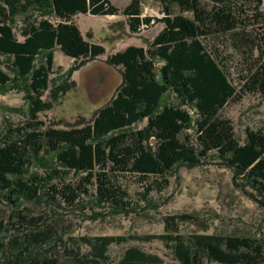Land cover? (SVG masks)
Instances as JSON below:
<instances>
[{
  "label": "trees",
  "instance_id": "trees-1",
  "mask_svg": "<svg viewBox=\"0 0 264 264\" xmlns=\"http://www.w3.org/2000/svg\"><path fill=\"white\" fill-rule=\"evenodd\" d=\"M163 1L168 5L166 15L158 19L143 17L142 0H130L122 11L130 32L150 28L155 21L163 23L162 31L148 49L131 45L111 55L108 63L123 69L114 97L90 121L59 128L58 122L47 125L40 119L73 86L70 80L51 78L55 49L75 61H93L105 54L104 46L85 39L73 18L112 16L119 10L111 0H0V56L6 58L10 70L3 68L0 59V92L20 89L28 107V121L7 126L0 136V212L7 203L17 213L9 225L0 220V234L16 231L17 224L30 230L23 238L19 233L0 238V264H61L58 245L52 243L66 227L49 212L38 216L16 210L24 204L79 214L94 211L96 206L133 209L128 190L113 180L115 175L154 177L157 184L150 182L147 198L169 186L168 174L175 167L199 165L210 151H216L264 193V128L247 129L241 143L230 121L218 116L246 91L264 98V0H208L212 3L209 9L199 0ZM172 4L193 17L171 15ZM47 15L56 16V22ZM18 17L23 18V40L14 31ZM204 40L210 42L209 48ZM230 45L242 52V65L251 74L244 71L240 92L229 78L225 49ZM256 51L259 55L253 60ZM157 62L161 63L159 70ZM47 92L48 100L44 99ZM168 92L175 93L183 105L197 109L200 149L182 141L181 135L193 127V119L181 107L162 103ZM144 121V128L128 130ZM70 176L75 179L69 180ZM197 221L192 214L172 216L166 220V228L177 231L179 223ZM137 239L162 241L181 264H204L205 259L219 264H264V242L249 237L196 234L186 239L177 234ZM70 240L72 244L58 242L73 264H109V247L126 243L128 238H84L89 249L85 255H80L77 241ZM118 264H163V260L129 247Z\"/></svg>",
  "mask_w": 264,
  "mask_h": 264
},
{
  "label": "rangeland",
  "instance_id": "rangeland-1",
  "mask_svg": "<svg viewBox=\"0 0 264 264\" xmlns=\"http://www.w3.org/2000/svg\"><path fill=\"white\" fill-rule=\"evenodd\" d=\"M199 1L203 8H211L210 1ZM129 2L130 0H112L114 6L119 9L117 15L93 16L88 14L73 18L85 39L104 46L106 52L93 61L88 59L75 61L64 54L60 48L55 49L51 78L59 77L65 81L70 80L73 86L51 111L40 115V119L44 120L47 125H50L51 122H58L59 128H68L82 120L90 121L97 110L111 101L122 83L123 69L110 65L108 63L110 56L130 45L148 49L155 37L162 31L163 23L155 21L150 28L142 29L136 33L130 32L126 24L127 19L122 14ZM167 6L163 0H142V15L143 17L162 19L166 15ZM261 10L264 16V3ZM170 13L173 16L193 17L192 13L184 12L177 4L170 6ZM46 17L56 22V16L47 15ZM22 23L23 18L18 17L14 31L19 40H23ZM204 43L209 48L210 42L204 40ZM219 46L222 48L221 45ZM232 47L230 45L225 49L229 55V78L237 92H240L244 71L248 76L251 74L242 65V52L235 51ZM258 55L259 52L256 51L253 60ZM0 59L3 62V68L10 73L6 66V58L0 56ZM83 62H86L85 65ZM254 64L252 65L256 69L257 65ZM160 66L161 63L157 62V69ZM11 76H13L12 73ZM44 99H49V92L46 93ZM162 103L181 107L189 112L193 119V127L185 131L181 135V139L200 149L196 123L199 116L195 106L192 104L183 105L173 92H168L163 97ZM27 111L28 107L23 91L11 89L7 93L0 92V136L5 132L7 126L26 123L28 121ZM218 116L230 121L237 140L242 143L246 138L247 129L264 128V98L258 92L246 91L241 98L231 101L220 110ZM146 125L147 121H144L128 130L136 131ZM155 144L156 139L153 142V145ZM112 177L114 181L116 179L119 185L128 190L129 198L134 204L130 211H116L106 206H96L94 211L87 210L85 214L62 213L60 210L49 211L43 206L36 207L31 203L24 204L16 210L24 209L25 212L31 211L38 216L45 211L49 212L52 218L66 227L61 230L59 237L52 243V245H58L57 253H60L61 264H73V260L63 253L64 245L58 242L60 239L72 244L70 238H74L80 249V255H85L89 249L83 242L84 238L105 236L128 238L126 243L113 244L109 247V264H118L129 247H138L148 253L157 254L163 260V264H181L162 241L137 239L152 235L176 236L178 234L188 239L196 234H208L249 237L264 242V206L260 203L264 202V193H259L250 180L238 174L216 151H210L208 157L203 159L199 165L175 167L168 174L169 186L161 193L151 192L147 198L145 194H147L150 182H153L154 185L157 184L154 177L148 180H144L137 174ZM74 179L73 176L69 178V180ZM16 214L9 204L1 205L0 220L8 225L11 223V216H17ZM181 214H192L198 218V221L196 223H179L177 231L173 228L167 229L166 220ZM21 227L17 224L16 231L11 230L8 235L0 234V238L16 236L17 233L23 238L29 234L30 230L29 227ZM42 252L44 254V249ZM54 254L56 252L48 256ZM204 264L219 263H211L205 259Z\"/></svg>",
  "mask_w": 264,
  "mask_h": 264
},
{
  "label": "crops",
  "instance_id": "crops-1",
  "mask_svg": "<svg viewBox=\"0 0 264 264\" xmlns=\"http://www.w3.org/2000/svg\"><path fill=\"white\" fill-rule=\"evenodd\" d=\"M111 1H112V0H111ZM129 3H130V2H129ZM129 3H128V5H129ZM112 4H113V3H112ZM113 5H114V4H113ZM128 5H127V6H128ZM127 6H126V7H127ZM115 7H116V6H115ZM126 7H125V8H126ZM116 8H117V7H116ZM125 8H124V9H125ZM117 9H118V8H117ZM118 10H119V9H118ZM130 46H131V45H130ZM127 47H128V46H127ZM127 47H126V48H127ZM126 48H125V49H126ZM122 51H123V50H122Z\"/></svg>",
  "mask_w": 264,
  "mask_h": 264
}]
</instances>
